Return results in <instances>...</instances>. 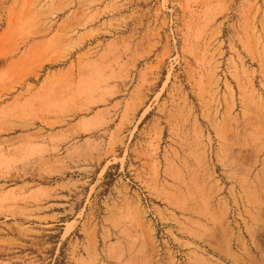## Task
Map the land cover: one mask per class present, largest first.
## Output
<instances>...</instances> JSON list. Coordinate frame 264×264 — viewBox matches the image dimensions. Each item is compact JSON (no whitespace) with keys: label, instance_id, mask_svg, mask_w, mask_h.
<instances>
[{"label":"rangeland","instance_id":"obj_1","mask_svg":"<svg viewBox=\"0 0 264 264\" xmlns=\"http://www.w3.org/2000/svg\"><path fill=\"white\" fill-rule=\"evenodd\" d=\"M1 88L26 112L82 100L72 121L102 142L91 164L30 187L41 199L70 181L43 202L60 206L0 222L13 264H76L120 213L160 247L144 196L156 215L198 212L210 176L242 196L229 223L264 264V0H0Z\"/></svg>","mask_w":264,"mask_h":264},{"label":"crops","instance_id":"obj_2","mask_svg":"<svg viewBox=\"0 0 264 264\" xmlns=\"http://www.w3.org/2000/svg\"><path fill=\"white\" fill-rule=\"evenodd\" d=\"M24 100L0 103V222L60 206L57 202L45 206L43 202L61 201L60 187L70 181L47 186V196L41 199L30 196V187L86 167L91 164L93 149L102 146L101 141L82 136L84 131L72 121L76 108L85 106L82 100L57 94L47 98L46 108L36 106L30 112L23 111ZM53 102L60 106L50 105ZM203 185L205 199L198 212L188 207L184 214L157 210L163 224L160 247L147 241L139 215H131L135 220H128L120 213L119 221L110 216L101 240L89 242L76 264H181L176 255L160 257V250H168L167 244L175 247L176 254L183 252L184 264H250V240L229 223L236 201L242 196L234 190L226 195L221 181L213 176L204 178ZM250 230L255 237L259 228L253 226ZM0 249L5 251L4 247ZM13 260L12 256L0 255V264H13Z\"/></svg>","mask_w":264,"mask_h":264},{"label":"built area","instance_id":"obj_3","mask_svg":"<svg viewBox=\"0 0 264 264\" xmlns=\"http://www.w3.org/2000/svg\"><path fill=\"white\" fill-rule=\"evenodd\" d=\"M145 206L147 210V217L153 222L155 225L157 231L161 232L163 229V224L159 220L158 216L154 213V211L151 208V204L149 203V200L147 197L144 196Z\"/></svg>","mask_w":264,"mask_h":264}]
</instances>
